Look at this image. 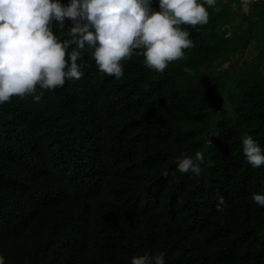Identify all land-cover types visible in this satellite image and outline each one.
<instances>
[{
    "label": "trees",
    "instance_id": "16d2710c",
    "mask_svg": "<svg viewBox=\"0 0 264 264\" xmlns=\"http://www.w3.org/2000/svg\"><path fill=\"white\" fill-rule=\"evenodd\" d=\"M241 4L217 0L206 25H180L193 46L163 72L134 50L116 78L86 46L78 80L0 105L5 264H131L160 251L165 264H264V206L252 200L264 164L241 144L247 133L264 150V80L220 70L243 45L234 37L264 28V0ZM71 26L53 21L54 34L71 39ZM251 37L264 73V35ZM197 151L201 174L175 177L177 157Z\"/></svg>",
    "mask_w": 264,
    "mask_h": 264
},
{
    "label": "clouds",
    "instance_id": "9594fccd",
    "mask_svg": "<svg viewBox=\"0 0 264 264\" xmlns=\"http://www.w3.org/2000/svg\"><path fill=\"white\" fill-rule=\"evenodd\" d=\"M217 0H0V105L13 96L39 102L42 90H54L66 80H78L83 64H78L81 50L93 49L91 55L99 71L120 78L124 75L121 61L134 50L143 55L149 69L163 72L169 62L184 56L193 46L190 33L180 25H206L208 7ZM208 6V7H206ZM72 22L71 39L61 41L57 28ZM76 47L70 52V45ZM67 56V58H66ZM34 94V95H33ZM242 152L252 167L264 164V150L259 142L245 133ZM205 157H177L181 173L201 174ZM167 175V172L164 173ZM252 200L264 206V191L253 192ZM224 197L217 196L216 208L222 210ZM0 264H5L0 255ZM131 264H165V252L133 256Z\"/></svg>",
    "mask_w": 264,
    "mask_h": 264
},
{
    "label": "rangeland",
    "instance_id": "374dc122",
    "mask_svg": "<svg viewBox=\"0 0 264 264\" xmlns=\"http://www.w3.org/2000/svg\"><path fill=\"white\" fill-rule=\"evenodd\" d=\"M242 7L245 9L246 6L242 5ZM249 33L253 34V36H263L264 35V28L261 23L257 21L256 25L253 26V28H248L247 31L238 36V37H232L233 42L239 43L242 42L243 45L239 49V52L236 55V58L233 62L230 64H225L222 67H220V70H224L229 67V73H230V78H234L236 76V73L238 70H241L245 75L247 76H253L256 79H263L264 80V73L261 72L260 67L256 64V55L258 53V47L256 45V40L254 37H251L249 43L248 42V36ZM231 34V33H230ZM239 35V34H238ZM232 36V35H231ZM230 36V37H231ZM245 39V41H244ZM248 64V66H247ZM217 73H214V79L216 77ZM211 79V78H210ZM209 79L203 78L204 82H207ZM225 107L222 106V108H226L227 106L224 105ZM227 109V108H226ZM218 111H216L217 114ZM214 113V116H216ZM180 172H176L174 174L175 177L179 176Z\"/></svg>",
    "mask_w": 264,
    "mask_h": 264
},
{
    "label": "crops",
    "instance_id": "0c3cea01",
    "mask_svg": "<svg viewBox=\"0 0 264 264\" xmlns=\"http://www.w3.org/2000/svg\"><path fill=\"white\" fill-rule=\"evenodd\" d=\"M242 2H243V4H241V7H242V5H245L246 6V8L244 9L243 7H242V9L244 10V11H246L247 10V8H248V2H250V1H252V0H241Z\"/></svg>",
    "mask_w": 264,
    "mask_h": 264
}]
</instances>
